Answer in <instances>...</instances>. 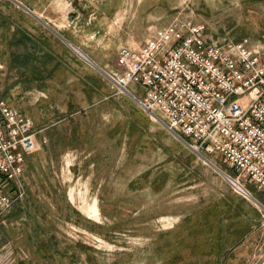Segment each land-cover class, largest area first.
<instances>
[{"label": "rangeland", "instance_id": "1", "mask_svg": "<svg viewBox=\"0 0 264 264\" xmlns=\"http://www.w3.org/2000/svg\"><path fill=\"white\" fill-rule=\"evenodd\" d=\"M63 1L71 12L68 18L95 10L99 19L90 22L95 21L89 27L90 46L108 48L116 57L122 47L144 43L152 28L143 17L151 13L169 17L170 23L191 17L209 36L223 40L247 37L264 56V0H148L144 11L128 2L84 8L86 0ZM60 2L52 0L49 6ZM8 6L0 3L1 13ZM12 24L27 28V20ZM85 44L80 48L88 54ZM77 56L82 74L86 66L107 67ZM116 57L108 68L117 69ZM106 83L113 101L100 107L98 115H84L78 148L64 153L59 163L31 159L28 167L33 163L34 174L27 173L25 196L11 207L0 205V264H253L241 258L244 251L264 250L260 193L246 181L254 198L248 197L218 170L236 176L219 154L192 148L139 101L117 91L108 79ZM27 87L12 90L24 112L28 97L35 96L37 103L41 97ZM94 203L99 217L84 212ZM242 230L240 242L247 239L243 248L225 251Z\"/></svg>", "mask_w": 264, "mask_h": 264}, {"label": "built area", "instance_id": "2", "mask_svg": "<svg viewBox=\"0 0 264 264\" xmlns=\"http://www.w3.org/2000/svg\"><path fill=\"white\" fill-rule=\"evenodd\" d=\"M116 65L98 69L117 91L139 85L142 107L192 148L219 154L236 172L222 171L230 182L264 190V56L249 38L209 36L203 24L177 17L152 28L139 48L122 47ZM35 136L32 118L0 99L2 206L26 194L21 174Z\"/></svg>", "mask_w": 264, "mask_h": 264}, {"label": "crops", "instance_id": "3", "mask_svg": "<svg viewBox=\"0 0 264 264\" xmlns=\"http://www.w3.org/2000/svg\"><path fill=\"white\" fill-rule=\"evenodd\" d=\"M51 1L0 0L1 4L9 5L8 12L0 11V99L24 112L19 107L21 105H16L12 98L13 88L25 84L28 86V93L35 94L37 91L41 96L38 103L35 96L32 99L28 97L24 112L32 118L36 131V146L25 153L24 170L21 174L27 190V173L29 176L31 172L32 176L34 174L33 163L28 167L31 159L40 160L37 157H41L42 163H59L64 159V153L78 148L83 133L84 115L86 118L98 115L100 107L113 101L110 97L113 89L106 83L101 71L95 69L96 66H86L87 72L82 74L81 59L77 56L78 53L75 55L76 50L73 47L80 48L86 43L88 55L95 65L113 67L116 57L114 53L109 54L110 49L105 47L90 46V40L87 39L92 35L89 27H94L95 19L98 18L95 10L77 11L76 17L71 19L68 18L71 12L66 11L67 2L61 0L56 8L51 9ZM111 2L136 3L144 11L148 0H86L84 8H91V4ZM97 13L105 19L108 18L107 15H102L105 13ZM18 19L27 20L26 29L13 26L16 23L12 24L13 21ZM93 20L95 21L90 24ZM2 21H8L9 25H3ZM143 22L145 25L148 23L149 28L165 27L170 23V18L164 19L163 14L154 16L151 13L143 17ZM99 27L97 33L102 31V24ZM129 89L132 94H123L137 102L144 95L143 89L136 83H131ZM124 100L130 103L128 99ZM141 118L146 120V115ZM130 125L134 127L136 122L133 121ZM43 183L45 186L50 184L47 181ZM250 183L252 189L264 198V190ZM242 233L244 230L235 238L234 243H226L224 250L227 251L229 247L243 248L247 239L240 242L243 239ZM242 255L243 263L249 260L253 264H264L262 247L260 252L244 251ZM236 259L240 260V257Z\"/></svg>", "mask_w": 264, "mask_h": 264}, {"label": "bare ground", "instance_id": "4", "mask_svg": "<svg viewBox=\"0 0 264 264\" xmlns=\"http://www.w3.org/2000/svg\"><path fill=\"white\" fill-rule=\"evenodd\" d=\"M73 47H74V49L76 50V52L79 53L82 57H84V58L87 59L88 61L94 63L93 60L89 57V55H88L87 53H85L82 49H80V48H78V47H76V46H73ZM152 115H153L155 118H157L154 114H152ZM179 138H180V137H179ZM182 140H183V139H182ZM183 141L187 143V141H185V140H183ZM187 144H188V143H187ZM198 153H199V152H198ZM209 160H210V159H209ZM209 162H210V161H209ZM211 164H212V163H211ZM213 164H214V163H213ZM216 169H217V168H216ZM218 170H219L220 172H222L219 168H218ZM222 174L224 175L223 172H222ZM224 176H225V175H224ZM232 182H233V184H234L239 190H241L242 192H244L248 197H250V198H254V197L252 196L251 193H248L247 191H245L244 189H242L241 185H240L237 181L233 180ZM83 209H84V212H86L89 216L99 217V209H98L96 203H94V204H92V205H87V206H85Z\"/></svg>", "mask_w": 264, "mask_h": 264}, {"label": "water", "instance_id": "5", "mask_svg": "<svg viewBox=\"0 0 264 264\" xmlns=\"http://www.w3.org/2000/svg\"><path fill=\"white\" fill-rule=\"evenodd\" d=\"M70 18L73 19V18H74V14H72V15L70 16Z\"/></svg>", "mask_w": 264, "mask_h": 264}]
</instances>
